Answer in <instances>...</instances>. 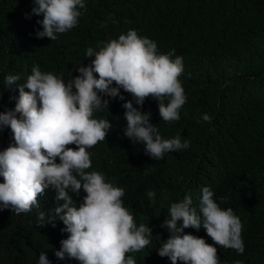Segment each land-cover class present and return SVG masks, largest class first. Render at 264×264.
Masks as SVG:
<instances>
[{
  "label": "trees",
  "instance_id": "trees-1",
  "mask_svg": "<svg viewBox=\"0 0 264 264\" xmlns=\"http://www.w3.org/2000/svg\"><path fill=\"white\" fill-rule=\"evenodd\" d=\"M84 2L77 26L52 41L37 35L43 31L37 23L42 15L26 16L35 7L33 0H0V112L14 110L18 85L26 83L34 67L67 83L80 75L79 66L91 64L94 57L87 58L88 48L99 51L130 30L155 41L159 53L174 49L173 58L183 57L179 79L187 97L180 119L163 121L158 101L152 97L141 107L123 89L124 100L101 94L109 106L93 118L107 119L112 129L88 149L92 167L87 171H98L106 182L123 188V204L137 227L143 224L152 229L150 244L127 254L136 264H172L158 255L171 235L161 225L171 204L188 194L199 213L203 187L214 192L222 209L232 208L243 225L244 252L216 245L220 264H264V0ZM8 75H18L17 84L8 87ZM129 100L151 113L150 122L164 139L179 135L189 147L165 153L160 160L147 155L142 141L133 143L124 135L127 122L122 105ZM205 113L212 117L211 123L202 119ZM13 143V133L5 127L0 131V151ZM150 191L155 193L154 200L147 195ZM69 194L77 208L86 195L83 189L78 195L71 190ZM56 196L50 186L38 197L39 209L19 215L11 209L0 210V264H39L41 253H46L50 264H80L55 256L61 240L69 236L54 213L64 203ZM39 212L45 213L43 224ZM184 233L214 243L203 228H186Z\"/></svg>",
  "mask_w": 264,
  "mask_h": 264
},
{
  "label": "clouds",
  "instance_id": "clouds-1",
  "mask_svg": "<svg viewBox=\"0 0 264 264\" xmlns=\"http://www.w3.org/2000/svg\"><path fill=\"white\" fill-rule=\"evenodd\" d=\"M33 3L35 7L26 16L42 15L37 23L43 31L37 35L52 41L76 27L80 9L85 8L84 0ZM174 53V49L159 53L155 41L130 30L99 51L88 48L87 58L94 59L86 67L79 66L80 75L67 83L34 67L26 83L18 85L14 110L0 112V131L10 127L14 140L0 151V210L11 209L19 215L39 209L38 197L50 186L55 189L57 201L64 203L56 206L54 213L66 226L62 231L69 233L67 239L61 240V249L55 251L58 259L67 257L80 264H136L127 254L150 244L152 229L143 224L137 227L134 216L123 204L125 190L106 182L102 173L87 171L92 167L88 149L103 141L112 129L107 119L93 118L95 112L109 106L103 96L124 100L121 89L141 107L149 97L157 100L163 121L180 119L187 97L179 79L184 71L183 57L173 58ZM19 79L18 75H8L5 83L11 87ZM122 106L127 122L124 135L133 143L142 141L145 153L153 159L160 160L165 153L189 147L179 135L164 139L150 122V112H142L130 100ZM202 119L212 121L207 113ZM81 189L86 195L77 208L69 190L78 195ZM147 195L154 200V192ZM192 205L191 194L171 204L161 225L171 235L159 248L160 257H168L172 264H220L216 245L244 252L240 218L232 208L222 209L209 187L202 188L199 213ZM44 216V212H39L41 224ZM181 220L182 226H178ZM186 228L205 229L214 243L185 234ZM39 264H50L46 253H41Z\"/></svg>",
  "mask_w": 264,
  "mask_h": 264
}]
</instances>
